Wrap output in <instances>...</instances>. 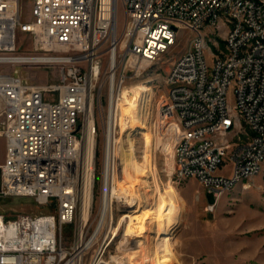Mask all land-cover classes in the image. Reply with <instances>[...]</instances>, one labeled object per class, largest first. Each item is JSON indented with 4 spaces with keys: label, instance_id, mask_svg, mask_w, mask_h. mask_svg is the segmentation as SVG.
I'll list each match as a JSON object with an SVG mask.
<instances>
[{
    "label": "built area",
    "instance_id": "obj_1",
    "mask_svg": "<svg viewBox=\"0 0 264 264\" xmlns=\"http://www.w3.org/2000/svg\"><path fill=\"white\" fill-rule=\"evenodd\" d=\"M24 6V0H0V137L6 144L0 195L32 198L52 210L0 213V264H71L85 253V245L64 246L63 230L82 206L88 177L96 183L98 129H104L103 189L106 168L120 172L116 136L123 132L116 114L128 79L145 69L148 58L161 56L152 55L149 45L170 47L175 23H185L196 35L188 54L175 62L183 64V72L174 73L170 94L162 95L158 107L159 119H174L180 128L173 176L179 182L198 180L215 197L209 203L212 208L227 195L236 175L257 176L264 151V0H33L30 21L24 18ZM120 7L126 13L123 36L129 39L124 48L117 33ZM216 15L228 23V38H223L227 51L217 42L216 69L205 74L200 43L205 29L216 28ZM250 37H260V44L250 45ZM29 40L31 49L20 51L22 41ZM106 43L107 69L98 53ZM18 66L56 67L59 82H30L18 73ZM182 77H195V85H182ZM105 88L103 119L97 118L96 100ZM231 90L240 94L245 132L232 147L200 145L204 132L229 126L225 101ZM184 119H191V126H184ZM90 134L95 149L89 161ZM177 152H184V168L176 167ZM226 161L229 175L218 172Z\"/></svg>",
    "mask_w": 264,
    "mask_h": 264
},
{
    "label": "rangeland",
    "instance_id": "obj_2",
    "mask_svg": "<svg viewBox=\"0 0 264 264\" xmlns=\"http://www.w3.org/2000/svg\"><path fill=\"white\" fill-rule=\"evenodd\" d=\"M32 2L33 0H24V18L26 21L31 20ZM118 18L117 33L122 39L126 22V13L122 7L119 8ZM204 33L207 40L205 55L209 64L212 65L214 61L212 53L219 54L220 49L227 51L226 43L223 40L224 32L221 34V36L223 35L222 38L210 29H205ZM211 34L215 35L212 36ZM195 35V31L180 28L178 41L169 53L155 62L147 61L145 69L134 72L133 79L129 78L127 82L129 86L138 82H146L154 87L155 92L154 126L148 135H143L140 130L137 133L135 132L133 137L136 141V156L140 161H143L150 141L155 137V164L158 180H160L162 186H167L170 182L173 183L183 194L190 210L186 215L184 224L166 240H157L156 247L167 264H264V163L261 172L257 176L239 182L214 208L210 207L209 203H214L215 197L212 194H206V190L198 180L189 178L179 182L173 176L174 148L180 135V128L174 119L166 120L163 117L159 119L158 109L162 105V95L170 94V88L166 83L168 72L176 60L189 50V44ZM29 42L30 40L24 43L22 41L20 51H29L31 49ZM217 42L220 44V49L217 47ZM107 48L108 44L106 43L98 51L99 56H102L105 69H107L109 61ZM16 68L18 73L30 82H59V73L56 67L43 70L22 66ZM6 70L13 71L14 68L7 66ZM57 97L58 94L52 95L54 99H57ZM96 98L98 97L96 96ZM100 101L103 103L101 108ZM107 101L108 91L105 88L100 100H96L98 106V108L96 106L97 118H105ZM229 105L235 110L233 90L229 94ZM243 125L245 126L244 122ZM98 133V174L95 202L91 220L85 229V238L94 233L102 209L103 126L99 127ZM128 145L130 147L129 142ZM5 157V139L0 137V164L4 162ZM226 163L227 166H222L218 170L220 174H231L230 162L226 161ZM150 180L154 186L153 176ZM246 185H249L250 188L245 189ZM116 205V203L113 205V223L115 225L125 213L122 207ZM51 210L49 206H38L32 198L3 197L0 195V213L6 216H16L18 213L38 215L50 213ZM80 229L81 208H79L74 222L63 230L64 246L73 249L80 240ZM103 235V233L99 235L98 240L85 251L82 264H90L98 252L104 238ZM114 240L108 248L107 257L110 253L116 254L117 251L121 256L125 255L135 245L134 239L128 238V241L125 239L124 227L120 228L119 234L115 236ZM123 241L125 242L123 243ZM153 259L155 260V256H153ZM113 264H116V262Z\"/></svg>",
    "mask_w": 264,
    "mask_h": 264
},
{
    "label": "bare ground",
    "instance_id": "obj_3",
    "mask_svg": "<svg viewBox=\"0 0 264 264\" xmlns=\"http://www.w3.org/2000/svg\"><path fill=\"white\" fill-rule=\"evenodd\" d=\"M214 25H216V28H214L215 33L222 38L223 35L221 36V34L224 32L223 38H228V23H223V15H216ZM180 28H187V26L185 23H175L174 42L170 43V47L167 49L159 45H149V52L152 55L161 56L148 58V61L155 62L169 53L178 41ZM128 41L129 39L123 36L121 48H124ZM258 44H260V37H250V45ZM206 46V36H202L200 43L201 60L206 63L205 74H212V69H216L215 56L212 53L214 61L210 65L205 55ZM188 52L189 50L183 55L188 54ZM129 60L133 59L130 58ZM179 61L180 57L176 62ZM182 72L183 64L174 63L166 78L167 85L170 84V80L174 79V73ZM182 85H195V77H182ZM234 94L235 110L229 105V95L227 101H225V111L229 115V126L212 128L211 132H204L200 137V145L210 144L212 148L232 147L236 145V138H239L245 132V126L243 122H240L239 116V114H243V105H240V94L239 92H234ZM154 95V87L146 82L132 84L124 91L123 99L120 101L116 114L123 132L121 135L116 136V145L119 146L118 163L120 172L116 174V172H111V167L106 168L108 173L106 171L102 189L101 215L94 233L88 238H85L84 235L92 217L96 183H94V178L89 180L88 177L85 184L81 206L80 240L77 248L80 249L81 245H85V249L88 250L98 240L99 235L104 234L98 252L90 264H113L114 262L116 264H167L156 247V241L166 240L173 235L184 224L186 215L190 212L186 199L177 187L171 182L167 186H162L160 180H158L155 164V137L150 141L143 161H140L136 156V141L133 137L135 132L137 133L140 130L143 135H148L154 126ZM90 114L93 115L92 106H90L88 115L92 125L93 118ZM184 126H191V119H184ZM107 137H111L108 132ZM88 140L87 155L90 161L94 155L95 137L90 134ZM263 163L264 151L261 153V161L257 163V175L261 172ZM184 164V152H177L176 167L184 168ZM151 176L154 178V186L150 180ZM246 179L249 180V173L236 175L227 194L239 182ZM244 188L248 189L250 186L246 185ZM115 203L125 211L116 225L113 223V205ZM121 227H124L125 239H134L135 245L125 255L121 256L117 251L116 254L110 253L107 257L108 248L115 241L114 238L119 234ZM82 252L75 256L70 263L82 264L85 254H82ZM153 256H155V260Z\"/></svg>",
    "mask_w": 264,
    "mask_h": 264
},
{
    "label": "crops",
    "instance_id": "obj_4",
    "mask_svg": "<svg viewBox=\"0 0 264 264\" xmlns=\"http://www.w3.org/2000/svg\"><path fill=\"white\" fill-rule=\"evenodd\" d=\"M207 194V193H206ZM227 195H225V196H223L220 200H219V202L218 203H220L221 202V200H223V198H225ZM217 203V204H218Z\"/></svg>",
    "mask_w": 264,
    "mask_h": 264
}]
</instances>
